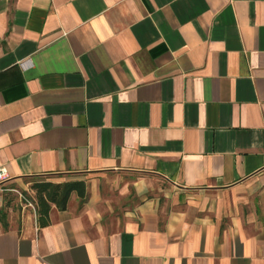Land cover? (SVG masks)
<instances>
[{"label": "crops", "instance_id": "0c3cea01", "mask_svg": "<svg viewBox=\"0 0 264 264\" xmlns=\"http://www.w3.org/2000/svg\"><path fill=\"white\" fill-rule=\"evenodd\" d=\"M0 167V264H264V0H0Z\"/></svg>", "mask_w": 264, "mask_h": 264}, {"label": "trees", "instance_id": "16d2710c", "mask_svg": "<svg viewBox=\"0 0 264 264\" xmlns=\"http://www.w3.org/2000/svg\"><path fill=\"white\" fill-rule=\"evenodd\" d=\"M33 190L35 191L37 213L43 224L47 223L53 205L61 209L66 208L73 192L82 199L87 196L86 182L80 180L65 182L39 180L34 183Z\"/></svg>", "mask_w": 264, "mask_h": 264}, {"label": "rangeland", "instance_id": "374dc122", "mask_svg": "<svg viewBox=\"0 0 264 264\" xmlns=\"http://www.w3.org/2000/svg\"><path fill=\"white\" fill-rule=\"evenodd\" d=\"M44 180L42 177H29L19 180H9L0 185V221L17 217L26 205L35 202V191L33 185L36 181ZM126 182L123 176L120 183ZM121 187H123L121 185ZM115 191L116 187H112ZM117 191V190H116ZM31 207V206H30Z\"/></svg>", "mask_w": 264, "mask_h": 264}, {"label": "built area", "instance_id": "2783aa9c", "mask_svg": "<svg viewBox=\"0 0 264 264\" xmlns=\"http://www.w3.org/2000/svg\"><path fill=\"white\" fill-rule=\"evenodd\" d=\"M9 180H11L9 171L5 167H0V185L8 182ZM29 205L34 208L32 203H29Z\"/></svg>", "mask_w": 264, "mask_h": 264}]
</instances>
